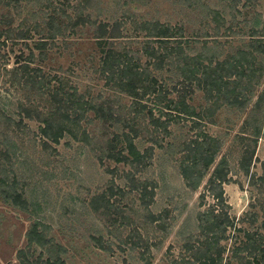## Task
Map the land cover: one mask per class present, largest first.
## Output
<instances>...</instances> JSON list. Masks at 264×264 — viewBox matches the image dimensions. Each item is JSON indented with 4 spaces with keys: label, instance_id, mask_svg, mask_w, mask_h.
<instances>
[{
    "label": "rangeland",
    "instance_id": "1",
    "mask_svg": "<svg viewBox=\"0 0 264 264\" xmlns=\"http://www.w3.org/2000/svg\"><path fill=\"white\" fill-rule=\"evenodd\" d=\"M83 1L0 0V30L4 32L0 36V130L12 118L20 119L22 102L38 110L48 109L49 94L59 87V79L63 90L76 88L86 99L111 106L116 112L128 110L132 99L118 91L114 81H107L100 69L103 50L96 37L100 23L108 30L115 28L117 33L104 37L108 40L106 48L128 51L144 64L149 60L144 46H158L143 28L146 22L160 21L173 30L181 27L184 39L190 40L186 52L202 56L205 62L210 61V56L220 61L232 59L240 48H247L250 26L256 18H260L259 28L264 27V0H92L88 7ZM54 5L59 7L60 18L75 19L83 13L91 22L70 27L55 39L46 37V21ZM20 34L28 37L22 39ZM41 38L47 40L44 56L35 48ZM31 51L36 54L31 66L40 67L41 76L52 80L45 89L47 93L43 91L41 95L18 81L21 73L16 68L31 60ZM176 69L171 71L166 66L160 77L168 81L174 78L183 86L184 77ZM255 79L260 81L255 84L247 107L225 104L219 108L215 122L200 126L223 140L221 153L230 159L233 178L224 185L230 214L237 226L253 237L264 233V185L251 184V176L240 169L236 136L247 119L252 126L261 125L251 172L256 176L263 174L264 100L259 104L257 101L264 91V60L258 61ZM188 101L197 111L211 104L205 91L198 87H194ZM137 121L142 126L139 148H153L150 166L136 172L138 178L157 184L149 208L137 191H129L126 173L135 172L136 168L106 157V143L120 128L95 118L93 112L82 123L87 132L85 139L66 137L53 147H44L39 132L41 123L36 117L24 118L25 127L13 136L19 148L16 156L11 154L10 174H18L19 189L34 205L41 204L39 213L51 226L50 236L67 248V264H171L187 254L182 249L184 238L198 234V212L214 203L205 182L198 190H192L180 172L181 145L198 130L190 129L191 119L183 117L172 122L171 134L155 130L149 117L142 116ZM117 186L127 188L126 195L112 194L111 187ZM201 194L205 196L202 198ZM102 195L110 200L112 208L95 207L96 196ZM152 214L162 216V225L152 221ZM252 214L257 215V220ZM34 219V214L6 201L0 193V264L18 263L17 252L26 246V233ZM230 231L231 237L222 242L227 247L224 262L237 264L233 250L248 236ZM95 238L105 248L99 247ZM39 253L40 248L36 256Z\"/></svg>",
    "mask_w": 264,
    "mask_h": 264
},
{
    "label": "trees",
    "instance_id": "2",
    "mask_svg": "<svg viewBox=\"0 0 264 264\" xmlns=\"http://www.w3.org/2000/svg\"><path fill=\"white\" fill-rule=\"evenodd\" d=\"M91 1L84 0L83 4L88 7ZM5 3L10 5L9 2ZM58 8L54 5L52 12L49 13L46 21L48 25L46 37L55 39L70 27L86 26L88 22H91L83 13L75 19L60 18ZM259 27L260 18L258 17L250 26V40L247 48H240L232 59L220 61L210 56V61L205 62L202 56H192L186 52L190 40L184 39L181 27L173 30L170 25L160 21L146 22L143 28L147 30L149 37L155 39L158 46L153 44L144 46L145 53L149 57L148 62L144 64L138 60L140 58L128 51H114V48H106L104 44L108 40L104 37L111 38L117 33L114 31L115 28L108 30L106 25L100 23L97 26L99 31L96 35L103 50L100 69L107 81H114L118 91L132 99L128 110L125 111L127 109L125 108L116 112L111 106L86 99L76 88L63 90L60 84L62 81L59 79V87L49 94L51 97L48 109L38 110L32 104L22 102L20 119L17 121L12 118L0 130V193L6 201H11L17 207L35 215L26 233L27 244L17 252V264H67L64 256L67 248L50 236L51 226L43 221L44 218L39 213L42 209L41 204L34 205L24 191L19 189L18 174L17 176L10 174L11 154L13 152L16 156L19 148L13 141V136L17 135V130L25 127L24 118L36 117L41 123L39 132L43 138L44 147H53L66 137L74 140L85 139L87 132L82 127V123L87 121L90 112L94 113L95 118L109 121L113 126L120 128L106 143V157L136 168L135 172L126 173L129 191H137L143 204L148 208L153 203L157 184L150 182L147 178H138L136 172H142L150 166L153 148L143 151L139 148L137 141L141 136L142 126H139L137 120L142 116L144 119L149 117L154 129H159L166 134L172 133L169 128L172 122H178L183 117L191 119L190 129L198 128L196 133L181 145L183 155L179 168L185 185L192 190H198L205 182L214 203L198 212V234L184 238L182 249L187 254L172 260L171 264H229L228 261L224 262L227 247L222 242L231 237L232 229L235 233L244 232V235L248 236L247 241L238 244L233 250L237 264H264V233L253 237L249 231L238 227L235 218L230 214L231 206L225 196L224 185L230 183L233 178L230 174L232 171L230 159L226 153H221L223 140L200 127L201 123L215 122L216 114L223 105L229 104L232 107L244 109L252 100L254 86L260 81L255 79L258 61L264 60V27ZM3 33L0 30V36ZM27 37V34H20L22 39ZM46 41L41 38L36 42L35 48L41 50L42 56L45 54ZM30 55L31 60L16 68L20 69L21 73L18 81L38 92L39 95L43 91L47 93L46 90L52 84V80L41 76L40 67L31 66L36 54L31 51ZM166 66L170 67L171 71L177 68L176 72L184 77L185 85L182 86L181 82L174 78L170 81L161 79L159 73L163 72ZM194 87L205 91L211 100L208 108L197 111L196 107L190 104L188 98ZM263 100L264 91L259 96L257 104L262 103ZM145 129L148 131V126H145ZM261 130V125L252 126L247 119L243 123L241 132L236 136L240 151L239 167L251 176L250 182L253 185H257L256 182L264 185V169L263 174L259 176L251 172ZM126 189L121 186H117L116 189L111 187V192L124 196L127 193ZM201 195L202 198L205 196ZM95 202L97 209L112 208L110 200L107 201L103 195L100 198L96 196ZM151 216L152 221L162 225L161 215L152 214ZM252 217L254 221L258 218L256 214H252ZM262 225L264 227V220ZM95 239L99 247L105 248L100 243V239ZM146 247L150 248L148 244ZM38 248L40 253L36 256Z\"/></svg>",
    "mask_w": 264,
    "mask_h": 264
}]
</instances>
